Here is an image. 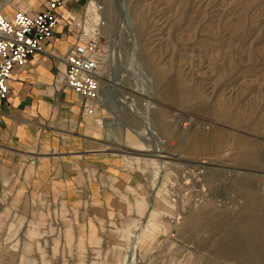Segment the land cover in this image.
I'll use <instances>...</instances> for the list:
<instances>
[{
    "label": "rangeland",
    "instance_id": "1",
    "mask_svg": "<svg viewBox=\"0 0 264 264\" xmlns=\"http://www.w3.org/2000/svg\"><path fill=\"white\" fill-rule=\"evenodd\" d=\"M79 1L107 72L92 117L128 184L90 243L62 204L19 201L5 181L0 264H264V0Z\"/></svg>",
    "mask_w": 264,
    "mask_h": 264
},
{
    "label": "crops",
    "instance_id": "2",
    "mask_svg": "<svg viewBox=\"0 0 264 264\" xmlns=\"http://www.w3.org/2000/svg\"><path fill=\"white\" fill-rule=\"evenodd\" d=\"M4 1V14L37 7L36 1L27 7L24 0ZM78 1L63 10L44 53L32 56L12 74L0 113V193L6 181L19 201L36 197L43 203L62 204L78 232L97 243L100 227L113 218L117 193L125 192L127 182L121 158L102 147L93 112L84 113L75 96L56 83L64 66L55 58L78 42L66 26L79 13ZM98 123L103 126L101 120ZM117 151L124 153L123 148ZM136 207L143 213L146 204L137 202ZM151 217L157 218L155 208ZM131 224L136 226L130 222L124 232ZM28 234H36L35 229ZM28 248L24 245L22 250ZM77 249H82L80 241Z\"/></svg>",
    "mask_w": 264,
    "mask_h": 264
},
{
    "label": "built area",
    "instance_id": "3",
    "mask_svg": "<svg viewBox=\"0 0 264 264\" xmlns=\"http://www.w3.org/2000/svg\"><path fill=\"white\" fill-rule=\"evenodd\" d=\"M36 8L3 13L6 1L0 2V113L9 95L12 74L21 71L32 56L43 54L62 19L67 4L76 0H35ZM78 42L56 57L64 70L56 83L71 92L86 114L97 103L101 77L100 27L86 18L85 10L70 17L66 25Z\"/></svg>",
    "mask_w": 264,
    "mask_h": 264
},
{
    "label": "bare ground",
    "instance_id": "4",
    "mask_svg": "<svg viewBox=\"0 0 264 264\" xmlns=\"http://www.w3.org/2000/svg\"><path fill=\"white\" fill-rule=\"evenodd\" d=\"M87 12H88V14L91 16V19L93 20V21H96L95 19V16H94V13L93 12H91V11H89L88 9H87ZM132 57V56H131ZM101 73V77H102V75L104 76H107V72L106 71H101L100 72ZM103 80H104V78H102L101 80H100V82H99V92H98V95H97V101L100 103V101H101V103L103 104V105H105V104H107V102H108V97L107 96H105L106 94H107V83H105V82H103ZM109 81V80H108ZM194 96V94H192V93H190V92H184L182 95H181V99H182V101H187V100H189L191 97H193ZM103 98V99H102ZM100 103V104H101ZM121 106L119 105V107H117L116 106V108L115 107H113L112 108V111H113V113L115 114H121L122 112H125L126 111V106L127 107H130V106H128L127 104H123V102L121 101ZM120 104V103H119ZM118 105V104H117ZM104 107V106H103ZM128 112V111H127ZM129 113V112H128ZM132 113V112H131ZM224 119H229V118H226L224 115L222 116ZM118 120V119H117ZM143 123H144V129H142L140 132H135L136 134H139V135H146L147 137H148V139L149 138H151L149 135L151 134V135H154V136H156L155 134H154V132L153 131H151V121L149 120V118H148V115H146V116H144V120H143ZM124 124V123H123ZM121 127V126H120ZM150 141V140H149ZM223 141H224V139L221 137V139L218 141V142H216V143H214V144H210V145H208L207 146V144H203V145H199V144H197V143H195V144H192V147L194 148V149H197L198 147H202L203 149H205V150H208V151H213V152H217L219 149H220V147H222V145H223ZM128 156H130V155H137V153H132V152H127L126 153ZM123 155H124V153H123ZM139 155V154H138ZM125 156V155H124ZM126 157V156H125ZM135 157V156H134ZM150 161L151 162H153L154 164L158 161V160H155V159H150ZM158 162H160V163H163V164H166V162H162V161H158ZM261 243H263V242H261ZM262 245V244H261ZM238 250H240V248H238ZM236 253V252H235ZM230 254L232 257H237V259L238 258H240L239 256H237L236 254Z\"/></svg>",
    "mask_w": 264,
    "mask_h": 264
}]
</instances>
